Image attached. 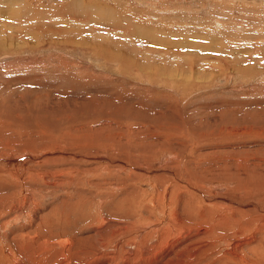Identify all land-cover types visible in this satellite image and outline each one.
Returning a JSON list of instances; mask_svg holds the SVG:
<instances>
[{
	"label": "rangeland",
	"instance_id": "rangeland-1",
	"mask_svg": "<svg viewBox=\"0 0 264 264\" xmlns=\"http://www.w3.org/2000/svg\"><path fill=\"white\" fill-rule=\"evenodd\" d=\"M0 242L264 261V0H0Z\"/></svg>",
	"mask_w": 264,
	"mask_h": 264
},
{
	"label": "bare ground",
	"instance_id": "bare-ground-1",
	"mask_svg": "<svg viewBox=\"0 0 264 264\" xmlns=\"http://www.w3.org/2000/svg\"><path fill=\"white\" fill-rule=\"evenodd\" d=\"M31 159V158H30ZM35 160V159H34ZM148 212V211H147ZM75 226V225H74ZM176 228V227H175ZM51 229V228H50ZM116 230V229H115ZM43 233V232H42ZM46 234V233H45ZM44 234V235H45ZM51 234V233H50ZM49 234V235H50ZM68 235V234H67ZM136 235V234H135ZM30 236V235H29ZM37 236H39V235H37ZM52 236H54V233H53V235ZM47 237V236H46ZM43 238H45V237H43ZM48 239H49V236H48ZM54 239V238H53ZM24 240H26V239H24ZM28 240V239H27ZM55 240V239H54ZM53 240V241H54ZM15 241V240H14ZM18 241V240H17ZM29 241H30V239H29ZM33 241H34V239H33ZM38 241V240H37ZM40 241H42V240H40ZM2 242V241H1ZM0 242V243H1ZM39 243V242H38ZM41 243V242H40ZM39 243V245H41ZM55 243V242H54ZM11 244H12V242H11ZM22 244V243H21ZM31 245V244H30ZM42 245H45V242H44V244H42ZM41 245V246H42ZM3 246V245H2ZM1 246V247H2ZM12 246H14V247H11V248H7L8 249V252L5 254V253H3L4 251H2L1 253H0V264H41L42 262H40V260H41V257H39V255H38V253L37 252H33L32 254H24V252L22 251V249H21V246H20V244H14V245H12ZM34 246V245H33ZM49 246V245H48ZM35 247H36V244H35ZM40 247V246H39ZM43 247H46V246H43ZM4 248V247H3ZM54 248V247H53ZM53 248H51V249H53ZM75 248V247H74ZM77 248V247H76ZM258 248H260V246L258 247ZM263 248V247H262ZM38 249V248H37ZM1 250H3V249H1ZM6 250V249H5ZM46 250V249H45ZM49 249H47V251H48ZM54 250V249H53ZM41 251V250H40ZM57 251V250H56ZM56 251H54V252H56ZM76 251V250H75ZM262 251V250H261ZM259 252V251H258ZM40 253H43V252H40ZM76 253H77V251H76ZM260 253V252H259ZM36 254V259H35V261L34 260H32V256H34ZM28 255V256H27ZM59 255V254H58ZM78 255V254H77ZM81 255V254H80ZM231 255H233V254H231ZM86 256H88V255H86ZM98 257H100V256H98ZM54 258V257H53ZM88 258H89V256H88ZM50 259V258H49ZM97 260H98V258H97ZM97 260H95V264H99L100 263V261H97ZM35 263H34V262ZM88 262V261H87ZM90 262V261H89ZM261 263H264V261H262ZM260 262H257V264H261ZM48 264V263H47ZM65 264V263H64ZM90 264H92V263H90Z\"/></svg>",
	"mask_w": 264,
	"mask_h": 264
}]
</instances>
